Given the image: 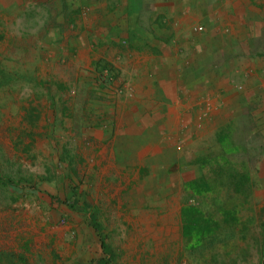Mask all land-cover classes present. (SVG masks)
I'll return each instance as SVG.
<instances>
[{
	"label": "rangeland",
	"instance_id": "1",
	"mask_svg": "<svg viewBox=\"0 0 264 264\" xmlns=\"http://www.w3.org/2000/svg\"><path fill=\"white\" fill-rule=\"evenodd\" d=\"M97 1L0 0V264H264V110L228 120L179 73L128 88L120 52L159 48L95 47ZM208 21L160 48L217 72L264 56V0Z\"/></svg>",
	"mask_w": 264,
	"mask_h": 264
},
{
	"label": "crops",
	"instance_id": "2",
	"mask_svg": "<svg viewBox=\"0 0 264 264\" xmlns=\"http://www.w3.org/2000/svg\"><path fill=\"white\" fill-rule=\"evenodd\" d=\"M189 1L190 3L187 0H104L103 2H93V4H89V10L94 9L96 12L101 13V18L96 20L97 33L92 39L96 45L95 47H97L98 42L118 44L123 40H128L130 35L134 36L137 41L152 43V45L154 43L159 49L146 56L142 54V56L136 55L133 58L128 56L126 51L124 62L123 51L120 52L122 54L120 57L121 80H125V85L128 88L135 86L137 83V88H141V90L146 91L145 93H148L149 90H152V86L157 83L156 88L159 86L165 90L167 86H163L162 81L166 82L169 75L173 76V74L179 73L180 76L177 79L185 84V91L189 92L187 97L190 100L195 101L196 93L199 92L197 89L203 90L204 93L212 91V94L216 97V104L230 105V102H232L233 106L235 105L233 114L229 111L228 120L247 121L242 112L244 106L249 104L258 106V112L264 110V56H260L262 53L253 57L256 58L255 60L241 61L234 59L237 63L234 62L236 67L235 65L231 66V69L227 72H217L209 71L203 66H194L191 63L185 65L184 60L187 57L179 58L177 47L173 49L160 48L163 42H175L176 38L184 35V31L179 27H187L197 23L207 24L209 22L208 18L212 22L214 18L222 16L225 0L218 1L221 8L215 5L210 9L206 8V0ZM94 15H97V13L91 14L90 18H95ZM91 19L90 21L85 20L84 24L88 22V25H91L93 22ZM155 26L164 27L155 29V32L149 31V27L154 28ZM172 36L174 37L172 38ZM99 56L101 55L99 54ZM245 57L252 58L250 56ZM96 58L97 55L94 59ZM154 58L162 60L159 64H156ZM234 58L241 59L242 57L239 55V57L234 56ZM171 59L178 60L172 61ZM172 63H175V65H172ZM174 66L179 67L180 71L177 72ZM150 72L154 73L155 76L150 79L151 84H147V78L142 76L148 75ZM207 79H210L213 83L212 90H208ZM153 81L155 82L152 83ZM146 84L147 88L145 87ZM172 110L168 121L178 122L179 116ZM223 110L222 115L224 114ZM170 131L173 132V129H170ZM207 132L208 130L204 129L203 132H199V136L202 137Z\"/></svg>",
	"mask_w": 264,
	"mask_h": 264
},
{
	"label": "trees",
	"instance_id": "3",
	"mask_svg": "<svg viewBox=\"0 0 264 264\" xmlns=\"http://www.w3.org/2000/svg\"><path fill=\"white\" fill-rule=\"evenodd\" d=\"M102 246H103L104 250L106 251V254L110 255V249L108 248V246L104 240H102Z\"/></svg>",
	"mask_w": 264,
	"mask_h": 264
},
{
	"label": "built area",
	"instance_id": "4",
	"mask_svg": "<svg viewBox=\"0 0 264 264\" xmlns=\"http://www.w3.org/2000/svg\"><path fill=\"white\" fill-rule=\"evenodd\" d=\"M194 30H195V31H200V30H202V27H201V26H199V27H195Z\"/></svg>",
	"mask_w": 264,
	"mask_h": 264
},
{
	"label": "bare ground",
	"instance_id": "5",
	"mask_svg": "<svg viewBox=\"0 0 264 264\" xmlns=\"http://www.w3.org/2000/svg\"><path fill=\"white\" fill-rule=\"evenodd\" d=\"M154 161V160H153ZM159 161H161V160H159ZM162 162V161H161ZM157 164V163H156ZM168 164V163H167ZM165 167V166H164ZM158 173V172H157ZM167 210V209H166Z\"/></svg>",
	"mask_w": 264,
	"mask_h": 264
}]
</instances>
